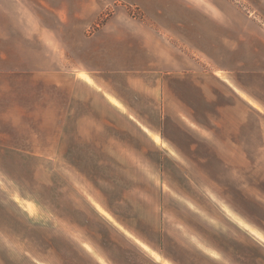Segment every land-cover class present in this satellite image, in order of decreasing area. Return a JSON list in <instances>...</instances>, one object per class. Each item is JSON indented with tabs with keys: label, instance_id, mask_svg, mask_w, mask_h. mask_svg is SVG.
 <instances>
[{
	"label": "crops",
	"instance_id": "0c3cea01",
	"mask_svg": "<svg viewBox=\"0 0 264 264\" xmlns=\"http://www.w3.org/2000/svg\"><path fill=\"white\" fill-rule=\"evenodd\" d=\"M91 2H108L114 8L103 25L89 35L81 32L75 43L74 18L88 16ZM232 6L231 0H0V163L41 160L43 114L46 128L56 130L53 116L58 113V90L65 88L73 98L76 86L81 89L83 101L86 95L101 103L82 104L77 110L93 111L101 119L107 112L113 117L130 115L125 125L135 130H156L149 122L143 125L135 121V114L176 111L177 129L184 132L179 140L183 143L178 146L185 150L181 152L173 142L163 139L162 162H168L169 152L174 149L180 163L193 165L184 174L179 172V179L196 177L199 172L194 169L203 163L210 164V177L217 179V163L219 159L227 162L228 157L219 155L215 139L205 140L195 133L211 130L212 125H198L200 119L188 115L217 114L219 83L226 86L228 96L238 105L234 113L237 119L241 115V122L244 115L248 121L250 112L264 114V101L259 98L264 94V24L260 21L264 5L261 11H249V16ZM128 8L136 9L139 18H133ZM253 15L261 26L251 19ZM53 30L73 54L77 50L92 55L81 64L98 90L68 80L56 70L59 63L48 57L41 43H54L48 40ZM33 33H38L39 39H29ZM98 75L115 91L103 87ZM121 76L129 77L128 85L118 86L116 80ZM171 90L176 93V107L170 105ZM112 99L121 108L115 107ZM71 110L68 106L66 112ZM110 126L114 128L117 123L113 121ZM217 126L215 122L213 128L217 130ZM192 184L185 186V197L180 201L185 216L174 219L163 215L155 229L154 222L148 224L149 218L117 217L98 206L96 212L105 227L83 221L80 230L92 241L93 250H84V241H76L75 256L67 249L63 264H98L105 259L110 264H162L164 260L170 264H264V232L244 212L249 193L245 204L244 199L241 205L226 200L245 218V227L239 216L236 220L228 217L212 197L202 200V194L212 192ZM177 224L181 230L174 226ZM186 234H197L200 240L193 246L185 239ZM9 242V221L2 218L0 264H10ZM33 264L48 263L33 259Z\"/></svg>",
	"mask_w": 264,
	"mask_h": 264
},
{
	"label": "rangeland",
	"instance_id": "374dc122",
	"mask_svg": "<svg viewBox=\"0 0 264 264\" xmlns=\"http://www.w3.org/2000/svg\"><path fill=\"white\" fill-rule=\"evenodd\" d=\"M231 1L235 10L247 16L253 10L261 11V5H264V0ZM106 4L109 5L98 14ZM113 8L108 2H91L88 16L74 18L75 43L79 41L81 32L89 35L103 25ZM128 10L133 18H139L136 9ZM251 19L259 26L261 22L264 24V18L261 22L257 16ZM74 56L78 63H82L92 55L75 50ZM204 68L201 67L202 70ZM116 82L119 87L128 85L129 77L121 76ZM216 89V115L192 113L188 116L199 118L198 125H212L211 130H195V133L201 136L203 132L209 133L215 139L219 155L227 156L228 161L220 162L219 159L217 179H211L208 163L194 169L199 172L196 177L179 179V172L184 174L190 164L193 166L192 163H180L178 155L175 159L166 156L168 162L163 163V151L157 149L149 138L150 133H157L162 140L173 142L177 150H185L178 146L183 143L179 140L184 132L177 129L179 119L176 111L164 115L135 114V121L143 125L149 122L156 127L154 132L135 130L125 125L130 121L127 118L130 115L113 117L107 112L101 119L93 111L82 113L77 110L78 106L101 103L86 95L83 101L81 89L76 86L73 98L67 95L65 88H59L58 113L53 116L56 130L46 128L43 114L41 160L0 163V219L9 221L10 264H33V259L63 264L67 249L74 256L76 254V236L81 233L83 221L105 227L96 212L100 205L117 217L149 218L148 224L154 222V229L163 215L174 219L184 217L185 209L180 201L185 197L183 189L192 183L202 187L203 191L212 192V195L202 194V200L210 196L219 205L226 200L241 205V199L245 204L249 193L244 212L256 220L264 232V114L250 112L248 121L244 115L241 122V115L237 119L234 113L238 105L228 96L226 86L219 83ZM123 90L119 92H129L128 89ZM170 96V105L176 107L177 97L173 90ZM259 98L264 101L263 92ZM68 106L73 109L69 113L66 112ZM187 109L192 112L191 106ZM113 121L117 123L114 128L110 126ZM215 122L217 130L213 128ZM186 133L188 136L191 134ZM145 154L157 169L150 176H145L133 163L134 156L142 159ZM178 179L183 180L182 183ZM129 190L134 192L127 193ZM20 192H24L27 198H22ZM187 197L193 198L192 195ZM145 229L140 230L142 235L147 233ZM73 235L75 237L71 238ZM154 236H157L156 230Z\"/></svg>",
	"mask_w": 264,
	"mask_h": 264
},
{
	"label": "clouds",
	"instance_id": "9594fccd",
	"mask_svg": "<svg viewBox=\"0 0 264 264\" xmlns=\"http://www.w3.org/2000/svg\"><path fill=\"white\" fill-rule=\"evenodd\" d=\"M45 31H48V30L45 29ZM33 38L39 39V34L33 33L32 36L29 37V39H33ZM48 40H51L54 43L52 45H49L47 41H41V43L43 44V50L47 52L48 57L50 59L54 58L56 62L62 65V71L60 67H57L56 70L58 72H61V75L66 77L68 80L76 81L78 83H85L86 85H90L94 91L98 90V86L96 83L93 82V79H91L88 75L84 74L86 70V66L77 62V58L74 56L72 51L56 35L54 30L49 35ZM98 80L101 82V85L103 87L105 88L111 87L110 85H108V82L101 75H98ZM111 90L114 92L115 88L111 87ZM245 99H247V97H245ZM248 102L251 103V100H249ZM111 103L115 107L121 108V105L118 104L115 99H112ZM121 111H123V109H121ZM149 138L154 142L157 149H159L161 143L164 142L157 133H150ZM202 138L205 140H209L211 139V136L209 133L203 132ZM165 151H168V149L166 148ZM169 157L173 159L176 158V152L174 149L169 152ZM133 163L136 164V166L140 169L142 173L145 174V176H150L157 172V169L154 166V162L148 158L147 154H145L142 159L134 156ZM101 183H104V182L101 181ZM20 196L22 198H27L24 192H20ZM221 209L225 214H227L228 217H230L233 220H236L237 216H239L240 220L244 222L243 225L241 226H245V227L247 226V221L242 216V214L237 212L234 208H232L231 205L227 203V201L221 204ZM109 219L111 218L109 217ZM174 226L178 230H181L180 225L177 224ZM249 231H251V229H249ZM185 239L187 240L189 244H192L193 246H195L197 242L200 240V237L197 234H186ZM261 240L264 241V236L261 237ZM79 241H84L82 245L84 250L89 251V252L93 250L92 241L90 240L89 237H87L86 234L79 233L77 242L79 243ZM98 264H110V261L105 259V260L99 261ZM162 264H170V262L167 260H164L162 261Z\"/></svg>",
	"mask_w": 264,
	"mask_h": 264
}]
</instances>
